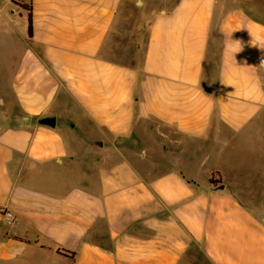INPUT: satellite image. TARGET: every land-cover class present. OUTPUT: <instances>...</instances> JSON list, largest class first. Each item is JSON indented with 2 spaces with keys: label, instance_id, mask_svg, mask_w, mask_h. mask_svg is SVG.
I'll list each match as a JSON object with an SVG mask.
<instances>
[{
  "label": "crops",
  "instance_id": "crops-1",
  "mask_svg": "<svg viewBox=\"0 0 264 264\" xmlns=\"http://www.w3.org/2000/svg\"><path fill=\"white\" fill-rule=\"evenodd\" d=\"M131 1L0 0V264H264L227 174L261 133L264 0H143L139 67L104 49Z\"/></svg>",
  "mask_w": 264,
  "mask_h": 264
},
{
  "label": "rangeland",
  "instance_id": "rangeland-1",
  "mask_svg": "<svg viewBox=\"0 0 264 264\" xmlns=\"http://www.w3.org/2000/svg\"><path fill=\"white\" fill-rule=\"evenodd\" d=\"M25 1L27 2V0ZM20 4L27 10L28 3ZM145 6L146 3L143 0H132L129 2L124 10V14L119 17L118 31L108 37L107 43L104 46L106 53L110 57L132 67H139L143 56L147 28L150 21V18L147 17L144 11ZM214 70L215 63L213 62L208 66V71L212 73ZM257 120L261 122L259 125L261 127L259 129L261 133L257 136L259 139H257L258 141L256 143L257 151L252 155L248 150L249 145L250 149H254V144L251 141L248 144L245 143L243 147L247 151L241 154L245 156L240 158V155L233 153L231 154L233 155V159L229 161L236 165L239 162H243L245 166L244 170L240 172L237 178H234L235 176L232 170H228L227 174L229 175L228 179H236L235 181L246 190L243 194L245 201L252 205L255 213L264 219V109ZM250 139H254V137ZM239 143L240 141H235V144ZM213 178L216 183L220 181V179ZM230 190L233 192L236 191L235 189L233 190V187ZM235 193L240 195V193ZM191 252L193 264H210L206 261L198 247H195Z\"/></svg>",
  "mask_w": 264,
  "mask_h": 264
},
{
  "label": "water",
  "instance_id": "water-1",
  "mask_svg": "<svg viewBox=\"0 0 264 264\" xmlns=\"http://www.w3.org/2000/svg\"><path fill=\"white\" fill-rule=\"evenodd\" d=\"M38 122L46 126L54 127L56 123V118L54 116H48V117L40 118Z\"/></svg>",
  "mask_w": 264,
  "mask_h": 264
},
{
  "label": "trees",
  "instance_id": "trees-1",
  "mask_svg": "<svg viewBox=\"0 0 264 264\" xmlns=\"http://www.w3.org/2000/svg\"><path fill=\"white\" fill-rule=\"evenodd\" d=\"M26 7V6H25ZM27 21H28V27H27V34L30 37L32 35V20H31V11L30 8H27ZM210 183H216L213 180V177L209 179Z\"/></svg>",
  "mask_w": 264,
  "mask_h": 264
},
{
  "label": "built area",
  "instance_id": "built-area-1",
  "mask_svg": "<svg viewBox=\"0 0 264 264\" xmlns=\"http://www.w3.org/2000/svg\"><path fill=\"white\" fill-rule=\"evenodd\" d=\"M14 1H16V0H14ZM2 216L4 219H7V220L12 217L11 213L8 211L3 212Z\"/></svg>",
  "mask_w": 264,
  "mask_h": 264
}]
</instances>
